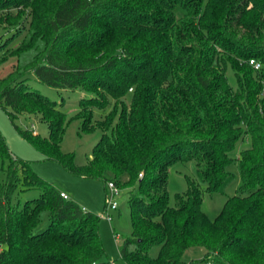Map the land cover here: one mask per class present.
<instances>
[{"label": "trees", "instance_id": "obj_1", "mask_svg": "<svg viewBox=\"0 0 264 264\" xmlns=\"http://www.w3.org/2000/svg\"><path fill=\"white\" fill-rule=\"evenodd\" d=\"M12 5L29 27L13 46L0 43V106L12 120H47L49 137L18 130L71 173L127 187L126 264H185L195 245L206 248L205 264H264V0H0V10ZM33 81L90 92L75 117L82 131L103 133L86 164L62 151L68 115ZM245 135L251 145L234 158ZM178 159H195V176L171 204ZM236 160V193L211 219L204 191L224 192ZM27 189L39 195L15 199ZM104 254L95 213L13 154L0 132V264H113Z\"/></svg>", "mask_w": 264, "mask_h": 264}, {"label": "rangeland", "instance_id": "obj_2", "mask_svg": "<svg viewBox=\"0 0 264 264\" xmlns=\"http://www.w3.org/2000/svg\"><path fill=\"white\" fill-rule=\"evenodd\" d=\"M28 18L18 11L16 6L5 7L0 10V43L8 42V46H13L16 41L21 39L27 32L29 23ZM3 42V43H4ZM229 81L236 85L237 80L231 69L228 70ZM39 90L56 100L68 115L66 132L61 142L63 152L75 153V161L79 165L86 164L91 156L93 149L99 141L102 130L95 128L92 131H82V119L75 117L80 110L82 99H89L90 92L82 88L75 89H56L49 85L33 81ZM96 101V100H95ZM110 109L114 105V100H110ZM102 103V100H98ZM105 111L94 107V118L101 119ZM18 128L40 133L43 137H49L50 127L47 120L39 114H20L12 120L7 111L0 106V132L4 135L9 150L30 161L31 167L43 178L50 181L54 187L74 199L85 209L95 213V220L99 226L100 235L105 247L103 259L110 260L113 264H126L121 256L120 246L125 238L131 235L133 231L132 215L129 206V194L126 186H121L118 193L112 194L108 187V181L105 182L99 178L85 177L76 175L68 171L58 160L51 158L48 154L32 144L26 139ZM108 133L111 131L108 130ZM251 145L249 135H245L238 141L230 154L237 158L242 149ZM195 159H178L169 168V196L170 203H175L176 194L183 192L187 188V176H195ZM231 169L236 172V179L229 184L224 192L217 193L213 197L204 191L201 209L211 218L215 219L223 207L226 199L236 193L240 181L237 160L232 164ZM2 179L5 178L1 174ZM39 195L38 189H27L16 191V200L24 202L27 199ZM117 201V207L111 208L109 199ZM48 212H44L40 228H45L48 224ZM159 247L155 246L153 253L156 254ZM204 246L195 245L188 248L183 259L185 264H205L203 258L206 255ZM211 264V263H210Z\"/></svg>", "mask_w": 264, "mask_h": 264}, {"label": "built area", "instance_id": "obj_3", "mask_svg": "<svg viewBox=\"0 0 264 264\" xmlns=\"http://www.w3.org/2000/svg\"><path fill=\"white\" fill-rule=\"evenodd\" d=\"M256 68H259L260 67V63L258 61H256L255 59H251L250 61ZM142 175V174H141ZM108 187L109 189L111 190L112 194H115V193H118L120 191V187L113 181V180H109L108 181ZM61 194L67 198L68 195L64 192H61ZM109 205L111 206V208H116L117 207V201L114 200V199H109Z\"/></svg>", "mask_w": 264, "mask_h": 264}]
</instances>
